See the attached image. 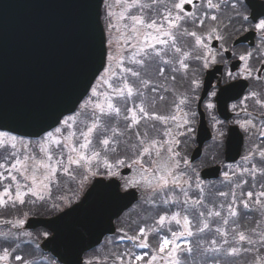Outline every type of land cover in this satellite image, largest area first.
Instances as JSON below:
<instances>
[{
	"label": "snow or ice",
	"instance_id": "1",
	"mask_svg": "<svg viewBox=\"0 0 264 264\" xmlns=\"http://www.w3.org/2000/svg\"><path fill=\"white\" fill-rule=\"evenodd\" d=\"M102 2L105 5L104 29L98 35V67L86 87L87 98L72 115L58 119L59 126L51 131L41 130L43 135L34 144L0 132V152L7 153L4 162L0 163V185H3L0 208H7L10 204L24 205L27 197L44 200V191H50V184L56 183L60 175L75 180L77 169L99 175L98 169L102 166L108 175H113L114 168L125 166L126 159L117 157L113 161L109 154L118 152L121 141L117 138L126 132L129 141L135 138L130 143L132 157L127 166L138 170V178L126 181L125 186L150 191L169 211L159 215L152 226H137L132 234L122 232L118 241H127L131 247L117 253L114 264H157L158 257L164 264H187L182 258V254L189 257L192 254L187 238L212 231V223H217L215 233L219 239L212 238L206 246L201 245L203 254L212 257L209 264H220L216 258L220 255L239 257L253 252L257 255L251 264H264V254H261L264 250V230L253 229L251 235L240 230V219L252 211L253 203L264 216V147L255 145L241 158L237 168L223 173L230 191L219 190L217 195L225 198L231 196V200L226 201L227 215H224V203L220 204V209L216 208L215 203L207 207L199 183L196 187L201 195L196 197L189 196L188 189L184 187L187 184L191 188L190 179H184L185 174L180 171V153L173 146L179 145L178 136L193 131L189 117H195L196 112L186 108L190 103L188 96H175L173 93L170 111L161 112L157 106L158 101L163 105L168 99L165 94L172 91L167 86L169 77L166 73L186 74L190 59L197 61L194 69L197 74L221 63L223 52L227 49L221 44L223 51L214 52L211 41L224 40L221 27L227 31L237 21L248 22L249 17L242 15L236 3L230 0H200L199 5L195 0ZM187 5H191L195 11L187 10ZM222 6L231 8L235 13V16H228V24H224L216 14ZM260 8L264 9V5H260ZM260 14L264 15V11ZM250 27L260 34L258 51L264 49V19ZM248 30L249 27L242 26L238 31ZM182 38H191L190 48L189 40ZM252 55L251 52L239 55L242 67L236 75L229 72L228 79H251L253 72H264V52L257 61L261 65L259 68L250 63ZM176 79V75L171 76L172 81ZM256 79L259 81L261 77L257 75ZM190 86L195 94L201 82L193 78ZM216 95L217 91L213 88L210 96ZM249 101L253 102L255 115L250 110ZM213 107L211 102L206 104L209 111ZM232 109L238 126L246 133L255 129L260 143L264 144V96L256 91L250 92ZM241 112L243 119H240ZM212 119L215 121L214 115ZM121 121L123 130L119 127ZM184 163L187 164V161ZM93 167L97 171H93ZM87 179L88 176L83 175L82 180ZM237 189L240 190L239 197ZM180 194L184 197L182 202ZM181 204V211H170V206ZM2 222L10 224L12 228L24 224L23 220ZM230 223L231 240L225 227L220 226ZM166 225L170 236L161 234L158 248H151L149 235L162 233ZM0 236L5 240L16 238L11 231L0 233ZM150 248V252L132 251ZM13 260L17 264H29L14 248L3 247L0 250V264H11Z\"/></svg>",
	"mask_w": 264,
	"mask_h": 264
},
{
	"label": "water",
	"instance_id": "2",
	"mask_svg": "<svg viewBox=\"0 0 264 264\" xmlns=\"http://www.w3.org/2000/svg\"><path fill=\"white\" fill-rule=\"evenodd\" d=\"M102 3L0 0V132L38 139L43 135L41 130H53L59 120L76 111L98 67ZM238 65L232 64L233 68ZM220 71L216 66L204 78L198 103L197 148L191 161L200 156L203 144L210 139L200 105ZM245 85L237 82L220 89L217 111L222 119L230 118L227 104L240 98ZM242 143L239 130L231 127L225 142V162L239 159ZM129 173L128 168L120 172L122 176ZM219 173L220 168L213 167L204 170L201 177L217 179ZM137 201V192H121L116 179L96 178L75 205L52 218H29L24 229L49 232L40 249L60 264H82L83 255L113 235L114 221Z\"/></svg>",
	"mask_w": 264,
	"mask_h": 264
},
{
	"label": "trees",
	"instance_id": "3",
	"mask_svg": "<svg viewBox=\"0 0 264 264\" xmlns=\"http://www.w3.org/2000/svg\"><path fill=\"white\" fill-rule=\"evenodd\" d=\"M191 47V43L189 44V48ZM115 123V122H114ZM119 127H121V130H123V122L121 121L119 123ZM118 140L121 141L118 147L117 153H110L109 158L113 161L117 157L126 159V165L131 163V157H132V150L130 147V143L134 142L135 138L132 137V141H129V134L124 133L123 136L118 137ZM7 153L1 152V156L5 157ZM181 161V171L187 175L188 178H193L192 171L190 169H183V165L185 158L180 157ZM214 159L216 160L215 156ZM214 162V161H213ZM100 174L95 176H106V170L101 166L99 169ZM93 171H97L95 167H93ZM76 183L74 185L75 188V199L78 200L81 195L83 194V190L86 189L89 185V177L87 180H82L83 175H86L83 170L77 169L76 170ZM88 176V174H87ZM63 176L59 177V180L62 179ZM65 178V177H64ZM235 179V177L233 178ZM67 178L64 179L63 184H58L57 186L59 188H65L66 191H70V187L68 184H64L67 181ZM62 182V181H61ZM249 182L251 183L250 179ZM210 185H213L211 187H203V197L207 204V207H212L213 203H215V206L220 209V204L224 202V208L223 210L227 208V202L231 200V196L229 195L227 198L220 197L217 195V192L219 190H223L226 192L230 191V187L227 181H222L221 179L219 181L210 183ZM82 186V187H81ZM3 185H0V190H2ZM248 186H245V191H247ZM259 190V189H257ZM189 196L196 197L201 195L200 191L195 189H188ZM58 190H54L51 194L49 193V197H45L44 200H36V199H27L26 203L24 205H9L7 208H0V225L2 226V229L9 230L11 229L10 224H5L2 221L4 220H12L15 221V215L19 214L26 215L28 217L34 216V217H51L58 213L59 209L61 208V201L59 197L66 194V192L61 191L59 195L57 196ZM72 192V191H71ZM237 196H240V190L237 189ZM140 200L139 202L128 212H126L117 222V235L115 237H112L110 239H105L103 244L87 253L85 255V262L88 264H114L116 259V254L120 252H124L127 248H130L131 245L127 242H117L118 237L121 236L122 232H128L129 234L133 233V230L137 228V226L144 227V226H152L155 223V220L158 218L159 215L164 214L165 212L169 211L168 208H165L162 204H160L159 199L154 197L153 194L151 196V199L145 200V190L140 189ZM246 199V197H244ZM179 199L181 202L183 201L184 197L182 194L179 195ZM155 200L156 202L153 203L152 201ZM222 201V202H221ZM254 204V203H253ZM253 206V205H252ZM182 210V204L181 205H172L170 206L171 212H177ZM242 212L244 211L241 207L240 209ZM227 213V212H226ZM183 214V213H182ZM7 216V217H6ZM263 219L264 216L261 215L260 210L258 209V212H254L253 210L246 214L243 218L240 219V230L244 231L246 234L249 233L250 229L252 227H261L263 225ZM173 227L175 228V224H173ZM232 227V225H231ZM248 227V228H247ZM32 235L33 241H30L27 246L23 250L16 251L17 254H20L24 256L28 261L29 264H37L41 263L43 261H50L54 262L50 257L43 255L39 249H38V243L43 239V230H37L35 232L30 233ZM170 236V233L167 230V225L163 229L162 233H153L149 235V243L151 245V248H158L159 242H160V235ZM204 237L202 234L194 235L193 237H190L189 240L186 242L188 245L190 244L192 247L194 246H201L203 245ZM195 238V239H194ZM194 239V240H192ZM201 239V243H199ZM180 243H184V241H181ZM8 247V246H6ZM150 249L146 250H139V249H132L134 252H150ZM203 252H201L202 254ZM198 252H193L192 255L189 257L186 254H182V258L187 262V264H206L207 262L211 261L212 258H206L204 260L200 259ZM262 254V253H261ZM257 254L253 255L256 256ZM205 256V255H204ZM222 260H220V264H233L235 263L234 260H237V257H228L226 255H222L220 257ZM41 261V262H40ZM202 262V263H201Z\"/></svg>",
	"mask_w": 264,
	"mask_h": 264
},
{
	"label": "flooded vegetation",
	"instance_id": "4",
	"mask_svg": "<svg viewBox=\"0 0 264 264\" xmlns=\"http://www.w3.org/2000/svg\"><path fill=\"white\" fill-rule=\"evenodd\" d=\"M250 1H254L255 6H252ZM230 2L236 3L237 8L241 12V14L247 15L249 17V21L244 22V21L240 20V21L235 22L232 25V27H230L227 30L228 31L227 33L225 32L224 28L221 27V33L224 35V40L220 41V42H221V44H223L224 48L227 49V51L223 52L222 62L218 63L216 65L222 66V71H221L222 74L220 76H218V78H216L213 81L211 89H210L206 99L202 103V110L205 114L207 126H208V128L211 132V135H212V140H211L212 145L206 148V152L207 153H213V155L216 156V159H219V160H220V158H222V160H223L224 145H225V141H226L230 127L236 126L241 131L240 127L236 123L237 117L235 115V112L232 109V106L238 105L245 95H247L253 91H256V92L260 93L262 96H264V72H261L259 74L256 72H253L251 79H244L242 77L238 78L236 80L228 79V73L229 72L236 75L240 71V68L242 67V62L239 60V55H241V54H246L247 52H251L253 55H252V58L250 60V63L255 68L261 67V65L259 63H257V61L260 59L261 53L264 52V49H261L258 51L259 46L261 44L260 34L257 33L254 29H252L250 27V25H254L255 23H258L261 19H264V15L260 14L262 11H264V9L260 8V5H264V0H230ZM195 3L197 5H199L200 0H195ZM186 8L189 11H195V9H193L191 5H187ZM253 12L256 13L254 16H252ZM216 14L220 16V18L224 22V24L229 23L228 16H235V13L231 10V8L225 7V6H222L220 12H218ZM253 17H255V18L253 19ZM242 26L243 27H249V30L248 31H238ZM188 27H189V30H191V24H189ZM182 39H188L189 40V38H182ZM239 39H245V44L235 45V42ZM188 48H189V44H188ZM186 50H188V49H186ZM215 50L216 51H218V50L223 51V49L220 48V46ZM226 52H229V54H230L229 58H226V56H225ZM218 59H220V57H218ZM236 61L240 62V67L232 68V63H234ZM187 63H188V61H187ZM205 72H206V70L201 71L199 74H197L194 77V78H198L200 80L199 75H201V73H203V76L200 80L201 87L196 90L195 94H193L191 92V95H190L189 86H188V76H189V73L196 74V72L194 70H190V69L188 70V72L186 74L184 72L171 73L169 71L168 73H166V75L169 77V79L167 81V86L172 91L165 94L168 97V99L163 103V105H161L159 101L157 102L158 109L161 112H166V111L171 110L170 109V102L174 98V94H175V96H180L181 94L188 96L190 103L186 106V108L191 109L192 111H195L196 116L195 117H189L190 120L192 121L190 126L193 129V131L191 133L186 134V137L184 138L185 141L191 142V145H190L191 147L189 145L184 147L185 150H183V151H186L187 153H189V152L191 153L193 151V149L195 148V137H196L197 128H198V124H199V115H198V110H197V103H198V100H199V97H200V94L202 91V82H203ZM172 75H176L177 79L175 81L171 80ZM257 75H259L261 77V79L259 81L256 79ZM240 80L246 81L248 83V89L246 90L244 95L239 100L230 101L227 104L228 111L232 116L228 121H224L219 117L218 112H217L218 94H219L220 89L222 87L227 86L229 84H233V83L240 81ZM213 88H215L217 91V95L215 97L210 96V92L213 90ZM219 99H220V96H219ZM208 102H211L214 105L213 109H211L210 111L206 108V104ZM248 103L250 105V110L253 111V115H255L256 112H255V109L253 107V102L249 101ZM237 111H240V109L237 108ZM213 115L216 118L215 121L212 119ZM243 118H244V114L241 112L240 119H243ZM256 123L259 124V120H257ZM173 131H175V128H173ZM221 133L223 135H221ZM241 133L243 135V138H245L247 136L246 133H244L242 131H241ZM250 133L256 135V130L253 129ZM161 139H164V137L161 136ZM177 139H179V141H180V139H183V138L177 137ZM257 140H259V139L257 138ZM192 143H193V145H192ZM203 152H204V150H203Z\"/></svg>",
	"mask_w": 264,
	"mask_h": 264
},
{
	"label": "rangeland",
	"instance_id": "5",
	"mask_svg": "<svg viewBox=\"0 0 264 264\" xmlns=\"http://www.w3.org/2000/svg\"><path fill=\"white\" fill-rule=\"evenodd\" d=\"M105 5H104V3H103V8H102V10L104 9L105 10ZM214 51V50H213ZM215 52V51H214ZM66 119V118H65ZM241 129V128H240ZM241 131L242 132H244V133H246L244 130H242L241 129ZM247 134V136L245 137V139H244V150H245V154H243V156L244 155H247L248 153H249V150L250 149H252L255 145H260L261 147H264V144H261V143H259L258 142V140H257V135H254V134H252V133H250V132H248V133H246ZM179 137H181V138H183V139H180V143H179V147H181V148H184V147H186V146H190L191 145V142L190 141H185L184 140V138L186 137V135H184V136H178V138ZM179 140V139H178ZM25 143H27V144H34V143H30V142H25ZM185 143H187V144H185ZM174 147V150L175 151H179V153H180V157H182L185 153H187L186 151H183L182 152V150H177L178 148H177V146H173ZM191 147V146H190ZM185 150V149H184ZM35 151L37 152V154L39 155V149L38 148H36L35 149ZM6 156V155H5ZM207 156H208V153L206 154V156H204V159H206L207 161H210L211 159H208L207 158ZM184 157V156H183ZM4 162V157H2L1 156V152H0V163H3ZM208 164H212V162H208ZM240 164V163H239ZM127 165L125 164V166H117L116 168H114V170H113V172H114V174L113 175H108L107 174V171H106V177L107 178H111V177H116L117 179H119L120 181H121V184H122V190H127V189H130V188H134V189H138V187H132V186H128V187H126L125 185H126V181H129V180H131L132 178H138V170L136 169V168H131L132 169V172H131V174L129 175V176H127V177H119V171L123 168V167H126ZM234 168H237V165L236 166H231V167H226V169L223 171V173L224 172H227V171H229L230 169H234ZM0 171H2V170H0ZM180 171H181V166H180ZM40 172L42 173L43 172V170H40ZM182 172V171H181ZM85 173V172H84ZM86 175L88 174V177H89V184H90V182L92 181V179L93 178H95L96 176L95 175H91L90 173H85ZM60 176H64V175H60ZM59 176V177H60ZM67 178V182L66 183H64V184H68L69 185V187H70V191H66V189L64 188H59L57 185L58 184H63V181H64V179L65 178ZM62 179H58V181L56 182V183H54V184H50L49 185V189H50V191L49 190H45L44 191V197H49V196H51V195H49V193L51 192V194H52V192L54 191V190H58V192H57V196L59 195V193L61 192V191H63V192H66V194L65 195H62L61 197H59V199H60V201H61V207H62V209L63 208H66V207H68L72 202H75V188H76V186L74 185V183H76V179L75 180H72V179H70L69 177H67V176H64ZM221 180L222 181H225V179H224V176H223V174H222V176H221ZM184 179H186V180H189L190 179V184H191V187L192 188H195L196 190H198L199 191V189L196 187V185H197V183H199V185H200V187L201 188H203L204 186H206V185H204L203 183H201L199 180H198V178L197 177H195L194 176V178H188L187 177V175H185L184 176ZM62 181V182H61ZM192 181H193V183H192ZM185 187H187V188H189L188 187V185L187 184H185L184 185ZM82 187V186H81ZM208 187H211V186H208ZM85 190V189H84ZM83 190V191H84ZM141 190H143L144 191V189H142L141 188ZM72 191V192H71ZM145 200H149V199H151V196H152V193L150 192V191H146L145 190ZM35 199L34 197H27L26 198V200L27 199ZM37 200V199H36ZM222 202V201H221ZM224 203V202H223ZM17 205H19V204H17ZM253 206H251L252 207V210L254 211V212H258V207L255 205V204H252ZM217 208V207H216ZM217 209H219V208H217ZM226 210H227V208H226ZM227 211H225V209L223 210V213H224V215H227V213H226ZM22 218L21 219H18V217L19 216H16L15 217V221L16 220H23L24 221V224H25V221H26V219L28 218V216H26L25 214L24 215H22V214H19ZM7 217V216H6ZM24 224H23V226H24ZM23 226L22 227H19V228H11V229H9V230H5V229H2V226L0 225V233H7V232H9V231H11L12 233H15L16 234V238H13V239H9V240H5V239H3V237L2 236H0V244H7V243H9V242H18V241H22V240H28V241H33V238H32V235L30 234V233H28L27 231H25L24 229H23ZM217 226V223H212V231H210V232H206V233H203L202 234V236H204V237H201V238H204V240L202 241L203 242V245H207V243L212 239V238H217V239H219V237H217L216 236V233H215V227ZM220 226H222V227H225V230L229 233V240H231V223L228 225V226H223L222 224L220 225ZM248 228V227H247ZM259 229V230H264V219H263V225H261V227H252L251 229H250V231H249V233L247 234V235H251L252 234V230L253 229ZM246 230V228L244 229V231ZM44 237L46 238L47 237V235H44ZM190 238H187V240H189ZM195 239V238H194ZM194 239H192V240H194ZM199 243H201V239H200V241H199ZM189 246L192 248V253L193 252H198L199 254H196V255H199L200 256V259L201 260H204V259H206V258H212L211 256H204V254L202 253L201 254V252H202V248H201V246H194V247H192L190 244H189ZM225 247H227V246H225ZM244 247H247V245H244ZM140 250V249H139ZM261 253L262 254H264V250H262L261 251ZM256 253H244V254H242L241 256H239V257H237V260H234L235 261V263H233V264H251V262H252V260H253V255H255ZM192 255V254H191ZM220 257H222V255H220V256H218V257H216L217 259H219V261L220 260H222ZM210 262V261H209ZM209 262H207L206 264H209ZM15 264H17L16 262H14ZM202 263V262H201ZM157 264H164V261H161L160 259H159V257H158V262H157Z\"/></svg>",
	"mask_w": 264,
	"mask_h": 264
}]
</instances>
